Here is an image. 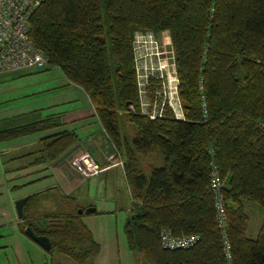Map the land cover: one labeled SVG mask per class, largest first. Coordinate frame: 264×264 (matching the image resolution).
<instances>
[{
    "label": "trees",
    "instance_id": "trees-1",
    "mask_svg": "<svg viewBox=\"0 0 264 264\" xmlns=\"http://www.w3.org/2000/svg\"><path fill=\"white\" fill-rule=\"evenodd\" d=\"M139 31H152L174 51L182 119L169 111L155 120L141 113L132 44ZM29 35L50 68L88 96L123 162L130 251L146 264H264V222L248 238L244 205L264 212V0H45ZM120 122L134 129L130 140ZM59 127V117H42L40 110L6 117L0 144ZM79 141L75 131L50 133L40 139L37 160L57 162ZM153 153L160 164L146 170L143 159ZM79 209L76 197L56 187L29 195L22 231L29 226L49 239L48 252L87 264L99 244ZM163 230L197 242L166 250Z\"/></svg>",
    "mask_w": 264,
    "mask_h": 264
},
{
    "label": "rangeland",
    "instance_id": "rangeland-1",
    "mask_svg": "<svg viewBox=\"0 0 264 264\" xmlns=\"http://www.w3.org/2000/svg\"><path fill=\"white\" fill-rule=\"evenodd\" d=\"M139 32L153 33L152 31ZM160 46H162L161 48L164 51H173L170 43H162L159 47ZM144 48L146 50L148 49L147 46ZM136 52L137 50L133 51L135 64ZM170 55L171 54L162 55L159 63L165 66L168 72V81H170V79L172 81L168 84L165 81V84L163 82L162 85L157 82L155 88L151 90V94L154 96L151 100H156L157 106H160L165 102L164 111L172 113L167 104L166 97L171 89L174 87L178 89L179 83L176 65L174 72V66L170 63L171 59L168 58ZM157 65L159 66L158 63ZM136 68L137 65H135V72L137 70ZM146 76H149V73L147 74L144 70H140L136 73L138 103L141 110L142 108H145L144 105L148 98H150L147 95L149 92L144 94V89L139 86V84L142 86ZM66 88L67 84L65 83L64 75L55 67H48L44 70H32L21 74L0 76V119H4L8 116L12 117V115L15 116V114L17 115L21 112H28L32 109H40V107L45 108L47 105L58 103H60V105L58 106L57 111H68L78 108L79 105L76 103L75 98L69 99L70 93ZM157 93L159 94V97L156 95ZM54 95H57L58 97H52ZM86 102L88 105L89 103L87 99ZM88 119L90 120L88 125L81 124L77 127V135L80 138L81 145L87 143L88 132L90 130L94 131L99 129V127L95 126L91 117H86L85 120ZM119 125L123 136H126L130 140L134 136V129L125 122H120ZM50 133L52 132H40L27 137L17 138L10 142L1 143L0 148L6 149L8 148L7 146H10L11 150L25 141L23 146L31 145L33 149L38 144L40 138L45 137ZM84 150L85 149H82L81 152H84ZM90 153L92 157L98 161L100 158L99 153L95 151H90ZM76 155L77 154H75L70 160L71 168V161ZM63 159H66V155L61 158V160ZM9 160L8 157H0L1 170H7L11 166L10 164H12V162ZM143 162V165L147 170L152 165H159L160 158L157 154L153 153L144 157ZM1 170L0 192H2L3 195L0 196V203H3V206L6 204V198L9 197L10 199L17 197V195H19V190H23L24 192L30 190V192H34L37 187H42L44 185L39 183L35 187H30L28 185L26 187L22 186L20 188H13V185H19L24 182L17 183V181H13L12 184H9L5 178V174H9V172L3 174ZM75 174L76 180L85 181L84 193L78 192L75 196L78 204L86 206L88 203H91L97 208L96 213L85 214L82 216L83 222L91 231L94 240L99 244V252L97 256L90 259L87 264H146L139 255L129 250L123 231L124 223L128 217L131 206L128 198L129 192L124 177L119 174L116 176L112 172L107 175H99L96 178L88 179L86 181L76 172ZM5 188H7V190ZM83 209L86 210L87 208ZM258 209L261 210L260 208ZM261 212L263 213L262 210ZM13 213L14 214L11 217L6 218L5 222H0V264H76L74 261L58 252L50 253L44 250L31 238L26 236L22 231L23 220H18L14 205Z\"/></svg>",
    "mask_w": 264,
    "mask_h": 264
},
{
    "label": "built area",
    "instance_id": "built-area-1",
    "mask_svg": "<svg viewBox=\"0 0 264 264\" xmlns=\"http://www.w3.org/2000/svg\"><path fill=\"white\" fill-rule=\"evenodd\" d=\"M44 1L0 0V75L28 70H44L50 67L47 57L31 40L29 35L31 18ZM162 43L154 33L135 32L133 36V49L137 50L135 57V65H137L136 73L140 70L146 71L147 74L149 73L142 86L139 84L144 89V94L146 92L150 93V89L155 88L157 82L162 85L163 82L165 84V81L167 84L172 81L171 79L168 81V72L165 66L159 62L162 55L171 54L168 58L171 59L170 63L174 66L175 72L174 54L172 50H162V46L159 47ZM145 45L148 47L147 50L144 48L146 47ZM156 95L159 97L158 93ZM166 101L173 116L176 119L182 118L181 105L176 87L168 92ZM164 103L157 106L156 100L152 101L151 98H148L144 105L145 108H142L141 113L150 120L161 118L164 113ZM113 156L112 163L100 166L90 152L84 151L73 158L71 166L81 178L88 180L98 177L114 166H119L122 169V160L115 157V154ZM213 178L211 184L212 191L215 193L218 223L223 226L226 215L223 198L220 194L222 183L219 182L216 173L213 175ZM196 242V236L176 237L166 230H163L160 234L161 246L166 250H186L193 247Z\"/></svg>",
    "mask_w": 264,
    "mask_h": 264
},
{
    "label": "crops",
    "instance_id": "crops-1",
    "mask_svg": "<svg viewBox=\"0 0 264 264\" xmlns=\"http://www.w3.org/2000/svg\"><path fill=\"white\" fill-rule=\"evenodd\" d=\"M29 71L32 70H28L24 72H29ZM24 72L3 74L0 76L21 74ZM65 83L67 84L66 89L70 93L69 99L75 98L76 103H78L79 105L78 108L68 111H57L58 106L60 105V103H58V104L47 105L45 108L40 107V109H32L31 111L40 110L42 117H46L50 115L59 117L62 127L50 131L52 133L57 132L61 129L75 131L77 133L78 126H80L81 124L88 125V123L90 122L89 119L85 120L86 117H91V119L94 121L93 123H95V126L99 127V129H96L94 131L90 130L88 132L87 143L85 145H81L79 141L75 145V147H73L69 152L65 154L66 159L63 160L60 159L59 161L50 164L44 163L41 160H37L39 155L41 154L40 150L42 149V142H40L41 138L39 139L36 147L33 149L31 145L23 146L25 141L22 144L18 145L17 147L12 148L11 150H10V146H7L8 148L6 149L0 148V157L1 158L8 157L10 159L9 161L12 162V164H10L11 166L7 170H1L0 168L3 174L9 172V174H5L6 181L9 182V184H12L13 181H17V183L24 182L19 185L17 184L13 185V188H18V187L20 188L22 186L26 187L28 185L30 187H35L39 183L44 184L42 187H37L36 191L34 192H30V190L26 192H24L23 190H19L18 191L19 195H17V197L10 199L9 197L6 198V204L4 206L3 203H0V222H5L6 218L11 217L14 214L13 205L17 199L24 197L26 198L27 196L35 194L42 190L56 187L63 194L72 197H75L78 192L84 193L85 181L76 180V176H75L76 174L70 167L71 158L75 154H79L82 151V149H85L84 151H88V152L90 151L98 152L100 158L98 159V161L97 160L96 161L101 166H106L110 162L112 163L114 157L113 148L108 140L105 131L103 130L102 126L97 120L95 111L90 103L88 96L81 88L73 84H70L66 80V78H65ZM52 97H58V96L54 95ZM86 99L88 100L89 106L87 105ZM31 111L21 112L18 113L17 115H21L22 113H29ZM112 172L116 176L118 174L123 176V171L118 166L116 167L114 166L100 175H107ZM5 189L7 190V188ZM1 195H3L2 192H0V196ZM244 205H245L246 214L248 215L249 218L247 237L250 239H255L264 222V216H263L264 212L262 213L261 210H259L257 206H255V204L244 203ZM79 206L81 208L96 207L91 203H88L86 206H82V205ZM95 209L97 211V208Z\"/></svg>",
    "mask_w": 264,
    "mask_h": 264
},
{
    "label": "water",
    "instance_id": "water-1",
    "mask_svg": "<svg viewBox=\"0 0 264 264\" xmlns=\"http://www.w3.org/2000/svg\"><path fill=\"white\" fill-rule=\"evenodd\" d=\"M25 201H26V198L24 197V198H21L15 201L14 203V208H15V212H16V216L18 220H22L24 217L23 208H24ZM95 211H96L95 208L89 207L86 210L79 209L77 213L79 215H82L84 213H87V214L94 213ZM24 233L26 234V236L31 238L34 242H36L44 250L49 251L51 249V244H50L49 239L45 236L35 235L29 226H26L24 228Z\"/></svg>",
    "mask_w": 264,
    "mask_h": 264
},
{
    "label": "bare ground",
    "instance_id": "bare-ground-1",
    "mask_svg": "<svg viewBox=\"0 0 264 264\" xmlns=\"http://www.w3.org/2000/svg\"><path fill=\"white\" fill-rule=\"evenodd\" d=\"M101 166V165H100ZM119 167V166H118Z\"/></svg>",
    "mask_w": 264,
    "mask_h": 264
}]
</instances>
